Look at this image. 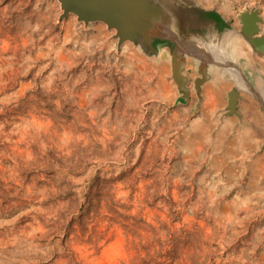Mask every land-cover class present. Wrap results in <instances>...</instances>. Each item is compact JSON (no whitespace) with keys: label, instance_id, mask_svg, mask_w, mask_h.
Instances as JSON below:
<instances>
[{"label":"rangeland","instance_id":"rangeland-1","mask_svg":"<svg viewBox=\"0 0 264 264\" xmlns=\"http://www.w3.org/2000/svg\"><path fill=\"white\" fill-rule=\"evenodd\" d=\"M194 1L237 31L256 10L264 31V0ZM60 16L56 0H0V264L138 262L145 253L126 232L135 220L166 224L162 238L201 229V248L185 250L192 264H264L256 99L241 88L244 114L227 120L228 80L210 110L193 92L175 103L165 55L149 59L118 47L101 22ZM252 58L264 72V54Z\"/></svg>","mask_w":264,"mask_h":264},{"label":"water","instance_id":"water-1","mask_svg":"<svg viewBox=\"0 0 264 264\" xmlns=\"http://www.w3.org/2000/svg\"><path fill=\"white\" fill-rule=\"evenodd\" d=\"M56 1L61 18L72 14L85 27L103 23L114 31L118 47L129 42L149 59L165 55L178 94L175 103L185 104L192 92L199 101L207 81L232 80L237 85L227 94L229 114L237 116L241 88L249 91L264 110V72L255 71L258 66L252 58L253 54H264L262 19L256 10L240 15L237 31L216 11L204 9L194 0ZM189 65L195 74L191 87Z\"/></svg>","mask_w":264,"mask_h":264},{"label":"trees","instance_id":"trees-1","mask_svg":"<svg viewBox=\"0 0 264 264\" xmlns=\"http://www.w3.org/2000/svg\"><path fill=\"white\" fill-rule=\"evenodd\" d=\"M94 207L91 191L84 196L80 211L83 213ZM72 226V225H71ZM166 224L145 221H134L132 224H126V232L132 237L127 240L130 249L133 250L138 257L140 252H144L145 256L138 262L131 261L129 264H192L191 255L185 253L186 249L193 248L196 252L200 247V243L193 242V239L201 237V229L197 231H189L187 229L169 230L167 237L162 238L160 232L165 231Z\"/></svg>","mask_w":264,"mask_h":264},{"label":"crops","instance_id":"crops-1","mask_svg":"<svg viewBox=\"0 0 264 264\" xmlns=\"http://www.w3.org/2000/svg\"><path fill=\"white\" fill-rule=\"evenodd\" d=\"M188 70H187V75H188ZM194 77L195 76H193L190 79L192 80V79H194ZM172 88L174 90V85L173 84H172ZM228 90H229V88H228L227 84L215 83L212 80L205 82L202 85V87H201V96H202L201 106L204 107L206 110H210L211 107H213L214 105H217L218 103H220L222 101L221 99H226V93L228 92ZM241 104H242V101L240 99H238L237 100V104H236V112H237V116L240 117V118L244 114L243 107H241L242 106ZM223 114L228 116L227 120H231V117L233 119L236 118V115L229 114L227 112V110ZM252 116H254V117L257 116V113L256 114H252ZM235 120H237V119H235ZM229 167H230V165H226L225 169H228ZM233 169L235 171L242 170L241 167L238 168L237 166H234Z\"/></svg>","mask_w":264,"mask_h":264},{"label":"bare ground","instance_id":"bare-ground-1","mask_svg":"<svg viewBox=\"0 0 264 264\" xmlns=\"http://www.w3.org/2000/svg\"><path fill=\"white\" fill-rule=\"evenodd\" d=\"M239 78H241V77H239ZM241 80H242V78H241Z\"/></svg>","mask_w":264,"mask_h":264}]
</instances>
